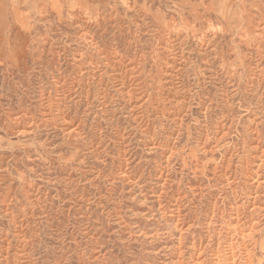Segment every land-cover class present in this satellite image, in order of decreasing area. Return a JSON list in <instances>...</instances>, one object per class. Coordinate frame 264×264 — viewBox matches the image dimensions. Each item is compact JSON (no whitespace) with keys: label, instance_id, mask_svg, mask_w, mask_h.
I'll use <instances>...</instances> for the list:
<instances>
[{"label":"rangeland","instance_id":"1","mask_svg":"<svg viewBox=\"0 0 264 264\" xmlns=\"http://www.w3.org/2000/svg\"><path fill=\"white\" fill-rule=\"evenodd\" d=\"M263 25L264 0H0V264H264Z\"/></svg>","mask_w":264,"mask_h":264},{"label":"bare ground","instance_id":"2","mask_svg":"<svg viewBox=\"0 0 264 264\" xmlns=\"http://www.w3.org/2000/svg\"><path fill=\"white\" fill-rule=\"evenodd\" d=\"M228 11V10H227ZM264 26V25H263ZM173 45V44H172ZM118 61V60H117ZM73 62V61H72ZM166 63V62H165ZM114 67V66H113ZM166 69V68H165ZM178 70V69H177ZM127 71L129 72V73H133V70H132V68H129V69H127ZM126 71V72H127ZM179 71V70H178ZM133 76V75H132ZM126 77V76H125ZM131 78V77H130ZM134 78V77H133ZM57 82V81H56ZM117 89V88H116ZM137 90L136 89H132L131 90V94H132V98H133V103L135 104V105H138V104H142L141 102L143 101V97H141V96H138L139 94L136 92ZM90 92V91H89ZM183 92V91H182ZM138 94V95H137ZM128 98V97H127ZM144 102V101H143ZM133 104V105H134ZM255 123V122H254ZM98 146V145H97ZM95 150V149H94ZM242 202V201H241ZM249 222V221H248ZM238 226H240V225H238ZM23 237V236H22ZM224 242V241H223Z\"/></svg>","mask_w":264,"mask_h":264}]
</instances>
